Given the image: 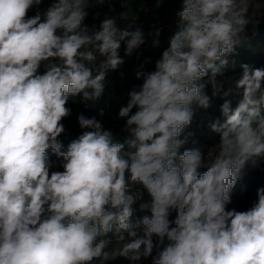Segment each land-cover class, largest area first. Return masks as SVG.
I'll return each instance as SVG.
<instances>
[{
    "label": "clouds",
    "instance_id": "clouds-1",
    "mask_svg": "<svg viewBox=\"0 0 264 264\" xmlns=\"http://www.w3.org/2000/svg\"><path fill=\"white\" fill-rule=\"evenodd\" d=\"M43 2L0 0V264H264V187L248 210L227 209L241 171L264 157V69L241 65V98L222 103L207 154L184 148L193 133L181 138L195 110L210 107L205 89L221 91L216 61L250 24L255 33L264 0H182L178 30L155 70L140 65L142 84L119 110L123 142L81 113L90 130L66 151L69 97L100 100L125 62L122 43L131 56L145 36L116 17L89 28L88 0H52L28 16Z\"/></svg>",
    "mask_w": 264,
    "mask_h": 264
},
{
    "label": "rangeland",
    "instance_id": "rangeland-1",
    "mask_svg": "<svg viewBox=\"0 0 264 264\" xmlns=\"http://www.w3.org/2000/svg\"><path fill=\"white\" fill-rule=\"evenodd\" d=\"M52 0H44V2L37 8L33 7L32 9L29 10L28 16H33L36 14L37 11L43 12L45 10ZM89 6L86 9L88 12V16L84 21V24L87 25L89 28H95L96 30H99V26L101 21L107 16V17H116L117 18V23L118 26L122 28H126L131 26L132 30H135L136 28H141L143 30L146 29V27L149 26V29L146 33H144L145 36V43L141 45L138 49L139 50V57L140 60L143 61L146 65L149 67H153L152 70H155V67L150 65V62L153 61L154 57L156 56L155 53L159 52L162 50L166 45L169 40V37L178 30V25L180 23L179 17L177 13L182 10V4L177 8H173V4L169 5L167 9H164L163 11L158 12L157 14H154L155 19H152L153 13L151 12L150 9V4H144L141 8L135 10V9H128V10H115L111 9L108 7H104L102 5V2H99V0H88ZM254 14L259 15L258 19L260 20L258 28L255 30V33L260 31L261 26L264 24V3L261 4V8L259 10H256ZM160 30L159 33L157 34V30ZM150 32L155 33L157 36H151ZM253 29L252 25L250 24L246 30V34L242 39H246L249 37L250 34H253ZM154 39H158L160 41V45L158 47H154L152 45V41ZM125 46L122 43V47L119 50L120 56L123 54L121 52H125ZM124 55V54H123ZM131 55L130 57H132ZM226 55L221 57V60H219V63L221 61H224L223 59L225 58ZM122 57V56H121ZM123 58V57H122ZM149 60V61H148ZM122 72L124 77L118 76V73ZM243 71L239 73L237 70L232 71L231 73H226L222 77H218V81L221 82V86H226L228 84L235 85L236 81L241 77ZM113 75L114 77L109 80V76ZM142 79L140 81L134 80L130 75L124 71L123 68L119 66L118 69L115 71H111L107 77H106V82H113L117 84H121L120 86V92L116 93L114 95V106L116 109L120 110L122 107H126L129 96L128 93L132 91L134 88H139V86L142 84ZM127 86V87H123ZM125 88H129V90H125ZM211 89V86H208L206 89ZM228 88V87H227ZM230 88V87H229ZM137 90V89H135ZM232 92L236 93L235 88H232ZM225 93V87L221 90V95H224ZM224 98L230 99L232 102L233 108L237 105L236 103L240 98H236L233 95H227ZM71 109V114L64 118L62 120V123L65 127V132L59 137V139L63 142L66 140H71V139H76L79 137V135L82 134L83 131H89L90 129H81L78 123V115L79 114H84L88 118L95 117L101 124L104 123V116L100 115L101 110H103L100 106H97L95 102L93 101H84L82 99H78L75 101L73 104L68 105ZM135 110L133 109V112ZM104 113V110H103ZM211 115H214V117L217 115L214 112H211ZM209 113L205 114L203 117L208 116ZM219 142V139H216L213 143L208 145L207 147L201 146L195 142V144H188L187 148H192V147H200L201 150L207 154V152L217 143ZM204 148V149H203ZM214 151V150H213ZM49 156L50 153H49ZM54 162L53 164V171L60 170L62 171V167L60 166L61 164H58L55 162V160H52ZM251 165H247L243 170H246L249 168ZM258 168V170H262L260 174V180L261 182H264V157L260 158L257 160V164L255 166ZM206 169H202L201 171H204ZM237 196H231V203L227 205V209H235L237 211H245L248 210L253 203L257 200V196H252V197H244L243 199H236ZM144 199H148L147 194L145 193ZM134 207H138V205H134ZM140 215L137 216H143L144 213L137 212ZM142 234V231L141 233ZM155 239V237H154ZM98 264V262H97ZM108 264H129V261H127L124 258H117L114 261L108 262ZM137 264H151V259H144Z\"/></svg>",
    "mask_w": 264,
    "mask_h": 264
},
{
    "label": "trees",
    "instance_id": "trees-1",
    "mask_svg": "<svg viewBox=\"0 0 264 264\" xmlns=\"http://www.w3.org/2000/svg\"><path fill=\"white\" fill-rule=\"evenodd\" d=\"M147 3L151 5L150 9L153 13L151 18L155 19L154 14H157L158 12L167 9L171 4H173V8L176 6L178 8L182 4V0H103L102 5L104 7H108L115 10H128L132 8L137 10ZM147 29L150 30L149 26L146 27L145 30H141L143 31V33H146L148 31ZM150 35L154 37L157 36L153 32H150ZM167 47L168 42L162 50L155 53L156 56L154 57L153 61L150 62V65L152 64V66L155 67L156 61L160 58L163 50ZM139 50L140 49L134 50L132 53V57L125 56L124 51L121 52L124 54H122L121 56L123 57L125 62L123 65L120 66L124 69V71H126L130 75V77H132L138 82L140 81V79L136 78L135 73L138 69H140L141 64H143L144 67L140 70L153 71V67H149L148 65L143 63L142 60H140ZM225 55L226 56L223 60L227 61V63L220 64L219 60L216 61V66L220 69V74L217 76V78L222 77L226 73H231L234 70H237L239 73H241L243 71L241 65L243 64L249 65V67L252 69H264V24L261 26L259 32L250 34L249 37H247L246 39H242L241 43L235 46V49L232 53H226ZM42 71L43 68H41V72ZM120 74H122V72H119L118 76L124 77ZM113 77V75H110L109 80ZM120 86L121 84L113 82L111 83L107 81L105 85V92L103 93L100 100L95 101V104H97V106H100L104 110L103 116L105 120L104 123L101 124L102 129L110 130L112 132L114 141L123 142L125 136L127 135V133L123 131V128L126 125L127 117H120L119 110L116 109L114 106V95L120 92ZM223 87H225V92H229V89L235 88V85L228 84ZM223 87L221 86V90L223 89ZM134 89L139 90V88ZM125 90L128 91L129 88H125ZM205 92L210 98V107L208 109L197 108L195 110V115L193 116L191 124L185 128L181 136V138H183V136L187 135V133H193V135L189 137L188 143L184 145V148H187V145L189 143L195 144L193 143V141H195L201 146L207 147L216 139H219V135L217 133L212 132L210 128L211 123L216 118V116L214 117V115H211L210 111L214 112L217 117H221V105L225 100L230 99L224 98L225 96L221 95V91L215 97L212 96V89H205ZM228 95H233L236 98H241L240 95L234 92H229ZM78 99H82V94L77 95L75 97L70 96L67 106L73 104ZM134 110L136 109L134 108ZM207 113H209V115L203 117ZM72 140L74 139L63 141V147L61 151H66L69 143ZM183 150V148L180 150L181 153ZM49 153L51 155L49 156L51 161L55 160V162H57L58 164H62V158H58L55 154L52 153L51 150H49ZM261 171V169L258 170V168L253 166H250L246 170H242L237 178L235 187L231 190V196H237L236 199H243L244 197L256 196L257 189L264 187V182H261L260 180ZM146 214L148 213H144V215ZM137 215L140 214L137 213Z\"/></svg>",
    "mask_w": 264,
    "mask_h": 264
}]
</instances>
